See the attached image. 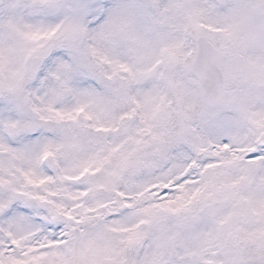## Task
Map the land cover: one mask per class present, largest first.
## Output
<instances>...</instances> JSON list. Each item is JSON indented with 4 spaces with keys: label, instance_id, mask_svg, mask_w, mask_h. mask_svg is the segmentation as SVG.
Instances as JSON below:
<instances>
[{
    "label": "snow or ice",
    "instance_id": "1",
    "mask_svg": "<svg viewBox=\"0 0 264 264\" xmlns=\"http://www.w3.org/2000/svg\"><path fill=\"white\" fill-rule=\"evenodd\" d=\"M0 264H264V0H0Z\"/></svg>",
    "mask_w": 264,
    "mask_h": 264
}]
</instances>
